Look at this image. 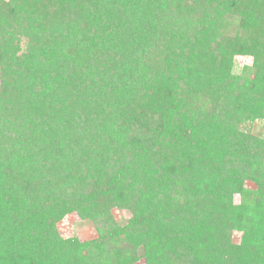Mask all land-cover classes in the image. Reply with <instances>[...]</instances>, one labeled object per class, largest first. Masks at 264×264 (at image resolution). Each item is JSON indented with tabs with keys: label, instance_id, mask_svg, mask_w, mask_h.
<instances>
[{
	"label": "trees",
	"instance_id": "1",
	"mask_svg": "<svg viewBox=\"0 0 264 264\" xmlns=\"http://www.w3.org/2000/svg\"><path fill=\"white\" fill-rule=\"evenodd\" d=\"M261 120L264 0H0V264H264Z\"/></svg>",
	"mask_w": 264,
	"mask_h": 264
},
{
	"label": "rangeland",
	"instance_id": "2",
	"mask_svg": "<svg viewBox=\"0 0 264 264\" xmlns=\"http://www.w3.org/2000/svg\"><path fill=\"white\" fill-rule=\"evenodd\" d=\"M249 64V59H243L237 57L235 59V66L233 67L232 72L238 74L240 71V67L242 65ZM255 125V126H254ZM251 128L250 133L252 135H260L262 133V137H264V120L256 121ZM257 164V163H256ZM257 167V165H256ZM262 168H264V157L262 161ZM260 167H257L255 171H259ZM246 187L249 189H255L256 183L246 181ZM235 202H238V197L235 196ZM113 216L118 223H122L126 221L129 217L128 212L113 210ZM57 231L64 238H79L81 240H90L97 237V232L94 228V225L89 221H83L78 218L76 214L66 215L59 223H57ZM238 234H234V241L238 242L239 240ZM138 264H144L143 260L139 261Z\"/></svg>",
	"mask_w": 264,
	"mask_h": 264
}]
</instances>
